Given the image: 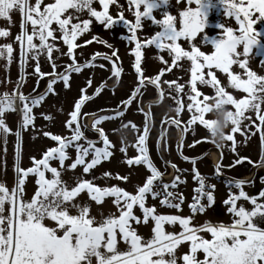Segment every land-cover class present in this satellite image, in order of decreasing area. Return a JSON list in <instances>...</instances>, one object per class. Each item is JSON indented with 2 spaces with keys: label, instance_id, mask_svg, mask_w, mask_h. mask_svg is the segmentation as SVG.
<instances>
[{
  "label": "snow or ice",
  "instance_id": "1",
  "mask_svg": "<svg viewBox=\"0 0 264 264\" xmlns=\"http://www.w3.org/2000/svg\"><path fill=\"white\" fill-rule=\"evenodd\" d=\"M116 0H99L102 10L97 11L93 7V0H55L54 3H46L41 8L42 0H0V17L8 18L11 22V13L18 10L21 15L20 33L15 37V41L20 45L19 63L21 68L28 65V61H36L34 75L36 84L40 79L49 76L46 90L36 95H25L20 91L26 73L17 81V87L11 93L0 94V132L7 135L10 129L5 125L3 114L5 111H19L22 115V122L17 128V136L20 132L32 124V110L34 106H39L49 93L55 94L53 85L57 80L64 83V87L69 86L70 73H80L85 65L77 63L73 55L74 48L78 47L74 41L82 33L89 29L91 20H79L78 15L87 11L95 21L101 22L105 29L113 25L122 24L130 35L125 38L134 43L135 47L131 51L135 54V72L138 74L139 84L136 85L131 95L120 103L126 108L129 104L136 102L138 108L141 101L136 99L141 94V88L146 85H154L163 96L160 89V75L152 78L143 77L141 58L142 47L154 45L158 50H166L171 57L172 65L177 68L182 65L177 62L182 58L190 61V79L185 83L164 80L168 85V95L174 102L175 118H169L167 123L180 127V113L184 108L181 93L186 95L191 101L187 103V110L191 113L186 125L181 128L182 133H186L189 128L199 122L205 126L212 138V143L217 149L229 147L231 151L237 152V141L232 133L242 132L249 128V124H255L245 112H255L256 119L260 121L255 124L259 131L261 144L264 147V75H258L250 70L247 65L249 54L253 49L264 57V45L260 37L264 36V31H257L254 27L258 21L264 20V0H219L223 8V16L234 17L238 24V29L234 31L232 27H225L223 23L217 25L219 32L213 38L204 34L201 43L211 45V51H202L194 39L198 33H203L206 26L207 8L209 3L206 0H194L195 7H185L179 11V26L177 17L170 14V0H128L129 10L133 7L135 22L127 20L123 11L116 17L109 14V5ZM179 3V0H177ZM192 4L193 0H187ZM141 6L143 10L141 11ZM71 9L72 11H68ZM159 11L157 18L154 12ZM253 13H258L255 19ZM63 15V18H62ZM72 19H77L72 23ZM144 20L151 21V24L158 27L153 35L139 40L137 30L142 28ZM55 23V27L53 24ZM31 25V31H29ZM60 32V39L67 45L66 52L55 44L49 42V38L55 41V32ZM9 32L0 29V37H7ZM34 37L39 43H34ZM185 38L191 45V50L187 51L177 43L178 39ZM97 40L96 36L91 38ZM91 41H85L90 43ZM106 44L108 48H113L107 41H99ZM55 50L61 56H67L71 63L65 64L61 71H56L57 65L52 62L53 71L48 74L40 69L39 57L45 56L50 62L54 60L52 53ZM13 46L11 43L0 44V59H4L6 64H10L13 56ZM119 59L117 50L113 49L111 54L96 53L88 65L93 61L102 58L113 62L112 72L117 78L120 76V69L116 67L113 58ZM243 57V58H241ZM158 59L163 60V57ZM166 63V61H165ZM264 64V59L261 60ZM233 65H238L244 70L246 78H241L239 72L231 70ZM101 68L103 64L99 65ZM204 69H207L205 73ZM213 69H218L227 74L228 85L234 89H241L247 95L241 98H234L226 91L221 82L217 79ZM166 69L161 68L163 73ZM197 82L202 86H211L215 95L209 97L205 95L203 100L197 97L202 93L198 90ZM91 84V79L88 80ZM187 84V90L185 88ZM107 86V85H106ZM35 91V89H33ZM84 89H81V93ZM101 92L97 87L93 95ZM86 99L81 95L74 103V110L68 114V119L64 122L65 127L71 130L70 136L52 134L45 131L44 136L50 137L56 142V146L47 148L40 159L32 157L31 167L24 169L16 167L17 179L11 191L0 182V264H264V202H258L257 196H249L243 188L251 180L229 179V194L223 203L227 206V212L232 215L231 223L225 224L211 223L205 221L201 225L190 224L191 216L182 217L175 214H158L156 206H146V199L151 196L159 199L161 206L171 207L179 210L183 203V194L177 190V185L183 183L180 170L171 181H164L162 173L157 169L150 158L147 141L149 139L150 124L146 119L143 131H140L135 124L128 122L122 124L127 127L129 124L138 133L136 143L133 145L139 155L133 158H126L129 166H146L150 174L141 184H138L134 192H129L123 187L111 185L101 187L93 180L83 178V174H89L101 161L108 160L112 156L110 150L112 145L105 134L100 122L109 119L105 115H96L94 122L89 126L82 119L80 113L82 104ZM211 99V103H208ZM231 105L234 111L227 106ZM194 110V111H193ZM206 113H214L215 118L206 119ZM83 113V116H88ZM123 111L119 108L114 112V117H122ZM146 118L149 113L145 112ZM45 119H51L45 116ZM248 120L249 124H242ZM162 123H164L162 121ZM73 125H75L73 127ZM225 131V129H229ZM92 130L98 134V139L102 141L103 147L97 146V141L89 139L85 135L86 130ZM163 135V133H162ZM231 141V145L227 142ZM159 144L160 141L158 140ZM199 141L194 140L188 145L189 148L195 146ZM178 150L180 145L177 146ZM68 148L75 150V158L65 168V160L69 158ZM167 148V144H165ZM121 152L126 151L123 145ZM19 154V146H18ZM90 157L89 159H86ZM184 160L189 157L183 156ZM247 157L239 156L234 164H241ZM50 160L59 161V169L50 165ZM251 164V160H248ZM165 164L170 163L168 160ZM194 173L192 179L197 182L194 189L196 195L193 196L189 208L193 214L203 213L207 207L214 203L212 189L213 184L206 183V177L201 175L195 167V158H192ZM77 166L82 167V173L76 177L73 184H68L62 179L61 173L65 170H75ZM176 169V165H171ZM233 164L227 167H233ZM255 166L264 167V157L256 162ZM186 171V170H185ZM46 172L51 173L50 178H46ZM29 174H34L35 184L38 186L30 199H25V180ZM222 174L220 163L215 165L214 175L219 177ZM112 174L103 172L102 176L107 178ZM116 179L127 181L128 175L121 176L118 173ZM264 179V178H262ZM232 188L237 192L231 191ZM86 191L89 199L95 201L97 205L102 204L105 197L111 198V203L115 206L119 214L101 213L100 219L91 215L90 205L87 202H79V195ZM259 197L264 198V190L259 192ZM241 198L249 201L253 207L245 209L243 205L237 206V201ZM206 199L207 203H201ZM8 205L7 209L5 205ZM143 213V218L134 214V207ZM71 210H75V214ZM151 218L153 226L152 236L144 239L137 233L132 222L139 225L147 224ZM51 221V223H46ZM178 222L181 227L180 232L166 231L164 225H174ZM207 232L210 238H205L200 233ZM118 238L126 245V250L118 249ZM182 242H188V251L177 256L178 246ZM202 253V258L198 256Z\"/></svg>",
  "mask_w": 264,
  "mask_h": 264
},
{
  "label": "rangeland",
  "instance_id": "2",
  "mask_svg": "<svg viewBox=\"0 0 264 264\" xmlns=\"http://www.w3.org/2000/svg\"><path fill=\"white\" fill-rule=\"evenodd\" d=\"M34 3V0H31ZM55 0H42L41 8L46 3H54ZM209 3V7L207 8V17H206V26L203 30V33H198L196 38L194 39V43L206 54L209 53L211 49V45L207 43H201L204 34L209 38H213L219 32L217 27L218 24L223 23L225 27H232L234 31L238 29V24L235 22L234 17H225L223 16V8L219 4V0H206ZM196 4L193 0L192 4H188L187 0H170L169 11L170 14L177 17V26H179V11L183 10L185 7H195ZM93 7L96 8L97 11L102 10L99 0H93ZM143 10L141 6V11ZM72 11L71 9L68 10ZM121 11H123L124 17L131 21L135 22V17L133 15L135 8L133 7L129 10L128 0H116L115 3L109 5V14L113 17H116ZM154 15L157 18L160 17V12H154ZM258 16V13H253L252 18ZM63 18V15H62ZM79 20L89 19L91 23L89 25V29L82 33L80 36L76 38L74 43L78 46L74 48L73 55L77 63L85 65L81 69L80 73L72 72L70 73L69 86L64 87V83L61 80H57V82L53 85L55 90V94L49 93L48 96L41 102L39 106H34L32 110L33 121L32 124L28 125L27 128H24L20 135L17 136V128L20 126L22 122V115L17 111H5L3 114V119L5 125L10 129L7 135H4L0 132V182H2L8 189L11 191L14 186L17 173L15 168L21 167L27 169L32 166L33 161L32 157L36 159H40L44 151L49 147L56 146V142L52 141L50 137H46L43 135L45 131L50 132L52 134H59L62 136H70L71 130L65 127L64 122L68 119V114L70 111L74 110V103L79 97L83 94L86 97H90V99H86L82 104L81 117L89 126L92 125L93 120L96 115H105L110 117L102 122H100L99 126L103 127L106 136L108 137L112 147V156L109 157L108 160L101 161L99 165H97L94 169L90 170L89 174H83L84 179L93 180V176L95 179L93 182L101 187L117 185L123 187L125 190L129 192H134L138 184H141L146 178L147 174H150L146 167L143 165H132L129 166L126 163V158H133L136 155H139L137 150L134 148V144L136 143V137L138 133L133 130L131 125L129 124L127 127H122V124H127L129 121L137 126L140 131H143V126L146 121V117L143 114L138 112V105L136 102L129 104L127 107V112L123 113L122 117H114V112L119 108H122L123 105L120 103L122 100L127 99L129 95H131L132 91L135 89L136 85L139 84V80L137 79L138 74L135 72L134 64H135V54L131 51L133 47H135L134 43H130L125 37L130 35L127 32V29L123 27L122 24H116L110 27L109 29H105L101 22L95 21L94 17H90L85 10L83 13L78 15ZM72 23H76L77 19H72ZM20 23H21V15L18 10H15L11 13V22H9L8 18L0 17V29H6L9 32L7 37H0V44L11 43L13 46V59L10 64H6L4 59H0V94L5 92L11 93L14 88L17 87V81L19 78L27 74L24 78L22 86L20 87V91H22L25 95H36L38 93H43L46 89H41L46 85L49 76H44L40 79L39 85L36 84V76L33 74L35 70L36 61L29 60L28 65L25 68H21L19 63L20 57V45L19 42L15 41V37L20 33ZM142 28L137 30V37L139 40L143 41L147 39L151 35L158 30L157 26L151 24V21L144 20L142 22ZM29 31H31V25L28 26ZM55 27V23L53 24ZM254 27L257 31H264V20L258 21ZM54 35L57 37L55 41H52L49 38V42L55 43L62 52H66L67 45L63 43V40L60 39L61 33L55 32ZM93 36L97 37V40H92ZM262 45H264V36L260 37ZM107 41L108 44H111L113 48H108L106 44L100 43L99 41ZM85 41H91L90 43H85ZM34 43H39L38 39L34 37ZM177 43L181 44V47L187 51L191 50V45L187 42L185 38L178 39ZM113 49L117 50V55L119 59L113 58V61L117 68L120 69V76L117 78L115 74L112 72L113 62H109L102 58H98L93 61L92 65H88L87 61L90 60L96 53L100 54H111ZM142 58H141V67L142 73L139 74L143 77L152 78L156 75H160V85L163 90V101L160 106H148L145 102L147 98L155 97V91L149 90V88H141V94H138L136 99L141 100V105L143 109H153L155 112V116L157 121L162 119L169 118L170 115H176L174 111H170V107H174V102L171 97L168 95L169 89L168 85L163 83L164 80L168 81H176L177 83H185L190 79L191 73L190 69V61L186 58H182L177 63L182 65L177 68L175 65L171 63V57L168 55L166 50H158L154 45L143 46L142 49ZM52 56L54 58L53 61H49L45 56L39 57V65L40 69L44 73L50 74L52 69V62L57 65L56 71H61L65 64L71 63V60L67 56H61L55 50H53ZM159 57H163V60L158 59ZM243 58V57H241ZM264 57H261L255 49L253 52L249 54L247 65L248 68L258 75H264V64L261 63V60ZM166 61V63H165ZM103 64L104 67L101 68L99 65ZM165 68L166 70L161 73L160 69ZM231 70L236 73L239 72L241 78H246L244 75V70L240 69L238 65H233ZM205 73L207 69H204ZM214 74L217 76V79L221 82V86H224L226 91L234 96V98H241L245 95L241 89H234L228 85L227 82V74L221 72L218 69H213ZM91 79V84H88V80ZM119 80L117 84H115ZM107 85V86H106ZM100 87L101 92L97 95H93L96 88ZM187 84H185V88L187 90ZM198 90L202 93L201 96L197 97L198 100H203L205 95L209 97H213L215 95L214 90L211 86H202L197 82ZM84 89V92L81 93V89ZM35 89V91H33ZM146 90V91H145ZM145 99V100H144ZM181 99L184 104V108L180 113V118L184 120H188L191 116V113L187 110V103L191 102L186 95L181 93ZM211 103V99L207 101ZM228 108L235 110L233 106L228 105ZM124 107L122 108V110ZM262 109H264V105H262ZM194 111V110H193ZM83 113H88V116H83ZM246 116H249L251 120L255 121V124H259L260 121L256 119L255 112H245ZM45 116H50L51 119H45ZM206 119L215 118L214 113H206ZM242 124H249L248 120L242 121ZM255 124H249V128L243 130L242 132L232 133L234 139L237 141V152H233L229 147H224L223 152V161L221 162L222 171L226 170L230 172L231 176H235L233 170H236L238 174L246 173L247 171H243L241 167L239 169L237 167H227L229 164H233L235 159L239 156L248 157L251 159L253 163L250 166H253L255 160L258 162L261 160V157H264V147L261 144V137L259 131L256 130ZM75 125H73L74 127ZM157 124L155 123L153 127V132H156ZM176 130V127H172ZM169 129V134L173 135V129ZM229 129H225V131H229ZM153 132L149 136L148 144L150 143V152L149 155L157 167V169L162 173L166 172L167 167L169 165L175 164L176 170L179 169L181 173L182 167L188 169L191 173L192 165L189 163H184L180 157L177 156V150L175 146L171 145V141L166 136L165 142L163 143V154H165L164 160H168L170 163L164 164L159 157H152V155H156L158 150L157 147V138L155 140L152 139ZM190 135L193 139L206 138L209 142V145L212 148L217 149L216 146L211 143L210 140L211 134L209 130L202 125H199L197 122L190 128ZM85 135L91 139L97 141L98 147H103L102 141L98 140V134L92 130H86ZM123 145L126 146V151L121 152L120 149ZM212 142V141H211ZM231 141L227 142L228 145H231ZM165 144H167V148H165ZM189 145V144H188ZM187 145V146H188ZM18 146H19V154H18ZM192 154H199L204 149L201 146H195L189 148ZM68 152L69 158L65 160V168L66 166L72 162L75 158V150L73 148H68L66 150ZM90 157L86 158L89 159ZM206 161V160H205ZM50 165L53 167H57L59 169V161L58 160H50ZM202 162L197 163L198 166H202ZM172 167V166H171ZM209 171L212 169L210 165L208 167ZM109 172L112 175L110 177H103V172ZM82 173V167L77 166L75 170H65L62 171L61 176L62 179L68 184H73L76 177ZM121 176L128 175L129 179L127 181H121L115 178L116 174ZM46 178L51 177L50 172H46ZM181 175V174H180ZM187 176V177H185ZM35 175L29 174L25 180V199H30V197L34 194L35 189L38 187L35 184ZM181 179L183 183L177 185V190L183 194L184 200L181 204V208L179 210L171 207L161 206L159 203V199H153L149 196L146 199V206L155 205V211L158 214H175L180 215L182 217L191 216L190 224L193 225H201L205 221H209L213 224L223 222L225 224L231 223L232 215L227 212V206L223 203V201L227 198L229 194V188L223 187V185H217L216 190L213 191L214 203L205 209L203 213L193 214L189 208V204L192 203L193 196L196 195L194 193V186L197 187V182L192 180L189 175L183 174L181 175ZM167 180V179H166ZM208 184H212L209 180H206ZM244 190L249 196H256L254 192L250 190L249 187L243 185ZM231 191L237 192L238 190L232 188ZM79 202H87L90 205V213L93 216H96L97 219H100L101 213L104 215H108L109 213H114L118 215L116 212L115 206L111 203L110 197H105L102 204L97 205L95 201H91L86 193V191L82 192L78 197ZM258 202H264V199L259 200ZM201 203H207L206 199H202ZM243 205L245 209L250 210L253 205L241 198L237 201V206ZM6 209L8 205H5ZM73 214H75V210H71ZM134 214L143 218V213L138 208V206L134 207ZM46 223H51V221H46ZM133 226L136 227L137 233L140 234L144 239H148L152 236L151 228L153 226V222L151 218L147 224L141 223L139 225L132 222ZM264 227V224L260 225ZM166 231L172 232H180L181 227L178 222L174 225L165 224L164 225ZM205 238H210V234L207 232L200 233ZM118 249L126 250V245L123 241L118 238ZM188 251V242H182L177 249V256L179 258L180 255L186 253ZM198 256L202 258V253H198ZM178 264L180 261L178 259Z\"/></svg>",
  "mask_w": 264,
  "mask_h": 264
},
{
  "label": "flooded vegetation",
  "instance_id": "3",
  "mask_svg": "<svg viewBox=\"0 0 264 264\" xmlns=\"http://www.w3.org/2000/svg\"><path fill=\"white\" fill-rule=\"evenodd\" d=\"M154 87H155L154 85H151L149 87V89H153V91H155ZM161 100H162V98H161ZM150 116H151L149 118L150 126L152 123L157 124V127H156L157 133L153 132L152 139L155 140L157 138V141H158V138H160V135L163 132V130L168 129V127L171 128V126H169L168 125L169 123H167L168 118H167V120L162 119L160 121H157L155 114H152ZM175 117H176V115L173 116V118H175ZM170 118H172V116H170ZM179 119L181 121V125H183V127H184L186 125L187 121L180 118V117H179ZM162 121L164 123H162ZM172 125H174V124H172ZM151 129H152V127H151ZM189 132H190V128L186 133H183V136H179V138H177L178 136L176 134V130L173 129V135L168 136V138L171 141V145H173V143L175 144L177 141L180 143L179 145H180V148L182 151V155L178 154V157H183V156L189 157V160H187V161L183 160L184 163H188L190 161L192 162V158H195V163L196 162L197 163L202 162L203 163L202 166H196L199 169L198 170L199 173L205 177H210V182L215 186L221 184V185H223V187L229 188L228 183H227L229 179L247 180L246 175L249 174L250 175L249 180H251V183H246L245 186L249 187L250 190L252 192H254L258 198H260L258 194L260 191L264 190V179H262V178H264V167H260V168L255 169L257 167V166H255L256 163L253 166H250V163L248 161L243 162V163L238 164V165L233 163V165H234L233 167H237L238 169H239V167H241V169L243 171H247V172L243 173V174H238L236 170H233L235 176H231L230 172H227L226 170H224L223 174H221L219 177H216L214 175L215 165H214L213 161L211 160V158H210V160L207 159L208 155L206 153L202 155V153L209 151L212 146L209 145V142L206 138L193 139ZM194 140L199 141V143H197L195 146L199 145L204 149L199 154H191L190 150L188 149L187 145L191 144ZM211 141L212 140H210V144L212 143ZM195 146H193V147H195ZM200 155H202L203 157H199ZM154 157H159L161 159V156L159 153L154 155ZM221 162H222V160L219 161V163H221ZM209 165H210V168L212 167V169H210V171L208 169ZM185 170L187 172H189L188 169H185ZM262 199H264V198H262Z\"/></svg>",
  "mask_w": 264,
  "mask_h": 264
},
{
  "label": "bare ground",
  "instance_id": "4",
  "mask_svg": "<svg viewBox=\"0 0 264 264\" xmlns=\"http://www.w3.org/2000/svg\"><path fill=\"white\" fill-rule=\"evenodd\" d=\"M219 152L217 151V150H214L213 152H212V157H213V159L216 161L218 158H219Z\"/></svg>",
  "mask_w": 264,
  "mask_h": 264
}]
</instances>
